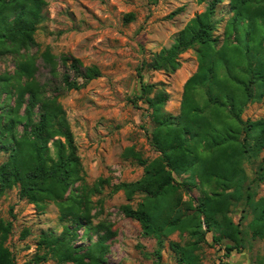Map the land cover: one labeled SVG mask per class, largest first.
<instances>
[{"label":"trees","instance_id":"obj_1","mask_svg":"<svg viewBox=\"0 0 264 264\" xmlns=\"http://www.w3.org/2000/svg\"><path fill=\"white\" fill-rule=\"evenodd\" d=\"M196 1L206 2L205 10L138 69L174 73L181 65L180 55L194 50L198 66L183 85L179 113L165 109L168 94L159 83L142 86L132 102L147 105L153 124L151 143L159 155L145 158L127 147L124 157L142 166L143 174L111 189V193L122 191L127 201L142 195L135 207L124 204L121 212L140 224L144 236L155 239L152 255L157 259L163 239L175 231L189 236L185 245L169 242L181 264H200L195 252L208 233L215 244L228 240L225 256L242 251L240 223L229 216L231 206L242 199L246 206L242 212L252 216L248 225L252 236L264 239V195L254 198L243 168L244 160H255L264 150V116L241 117L248 104L264 101V0ZM225 1L231 15L220 39L215 34L216 11ZM46 5V0H0V56L17 57L13 74L0 75V155L6 154L0 163V194L17 187L19 199L40 212L55 202L60 220L67 222L60 234L40 233L37 246L42 253L34 256V264L48 259L56 264H110L105 254L116 231L105 220L93 224L96 215L91 213V195L108 180L99 179L91 187L84 184L74 135L58 101L61 87L78 90L102 73L96 65H85L70 54L55 55L46 47L39 54L42 68L48 82L59 78L61 86L51 89L37 78L35 59L23 51L35 43ZM132 19V14L125 16ZM182 174L187 176L177 181L175 176ZM258 175L264 179V157ZM196 179L200 184L213 182L215 189L183 199V191L188 193ZM245 217L242 214L239 220ZM11 228V222L0 217V264H16L6 243ZM79 228L86 235L94 233L96 240L88 236L87 245H75Z\"/></svg>","mask_w":264,"mask_h":264},{"label":"rangeland","instance_id":"obj_2","mask_svg":"<svg viewBox=\"0 0 264 264\" xmlns=\"http://www.w3.org/2000/svg\"><path fill=\"white\" fill-rule=\"evenodd\" d=\"M43 19L34 34L35 43L26 51L39 67L37 78L47 82L52 89L61 86L59 78L48 82L46 70L42 68L40 52L48 47L55 54H70L79 58L85 65H96L102 75L89 81L83 88L66 91L61 87L58 101L65 109L71 131L74 135L77 154L80 158L84 184L91 187L99 179L108 180L98 193L91 195L96 216L92 223L105 220L116 231L108 241L105 259L110 264H181L178 255L169 246L170 241L185 245L189 242L186 233L175 231L163 239L160 258L152 255L157 248L154 238L142 234L140 224L121 212V206L135 207L142 195L136 194L127 201L122 191L111 193L112 185L122 181H133L143 174V167L123 155L127 147L139 151L145 158L159 155L151 143L153 124L149 118L147 105L134 96L140 95L142 86L159 83L167 92L165 109L177 115L185 81L197 69L198 61L193 49L180 55L181 65L174 73L150 70L139 67L153 52L168 47L185 24L195 15L205 10L207 3L196 0H46ZM179 9V10H178ZM174 11H177L174 13ZM174 13V14H173ZM132 14V20H125ZM228 2L218 6L216 18L219 19L215 32L223 36L225 20L230 16ZM17 57L13 54L0 56V75L13 74ZM61 70V68H59ZM153 93H151L152 95ZM264 116V101L247 105L241 117L258 119ZM264 150L255 160H244L243 168L247 174L249 190L255 192V199L264 195V179H259V167ZM6 154L0 155V163ZM187 174L175 176L181 181ZM215 189L213 182L196 184L183 199L202 196V192ZM18 188L13 187L0 194V217L10 221L11 232L7 246L12 251L16 264H34L33 258L42 253L37 246L41 232L53 231L60 234L64 224L60 220L58 205L50 201L43 212L38 211L25 199H19ZM244 199L231 206L229 216L239 222L242 251H232L225 256L223 240L221 244L212 241L211 234L206 242L200 244L195 252L200 264H264V239L253 237L249 228L251 214L246 210ZM246 217L241 221L240 216ZM77 230L75 245H87L88 236L96 240L92 232ZM241 254V255H239ZM39 264H56L48 259ZM73 264V263H63Z\"/></svg>","mask_w":264,"mask_h":264},{"label":"crops","instance_id":"obj_3","mask_svg":"<svg viewBox=\"0 0 264 264\" xmlns=\"http://www.w3.org/2000/svg\"><path fill=\"white\" fill-rule=\"evenodd\" d=\"M239 255H241V254H239ZM244 264H247L246 260H245Z\"/></svg>","mask_w":264,"mask_h":264}]
</instances>
